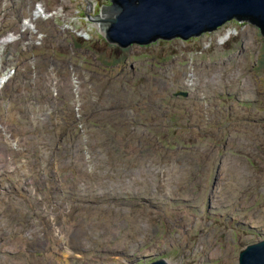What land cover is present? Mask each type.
Instances as JSON below:
<instances>
[{
  "label": "rangeland",
  "instance_id": "obj_1",
  "mask_svg": "<svg viewBox=\"0 0 264 264\" xmlns=\"http://www.w3.org/2000/svg\"><path fill=\"white\" fill-rule=\"evenodd\" d=\"M19 1L16 12L0 6L4 23H11L9 13L17 15L14 23L27 22L31 11L22 5L32 0ZM98 2L100 10L111 0ZM82 12L86 17L88 11ZM248 22L233 19L189 39L158 38L121 52L96 28L89 40L62 30L59 19L38 23L47 37L37 50V85L1 105L10 112L37 101L50 89L43 84L48 67L58 61L63 63L53 78L63 85L64 103L68 84L74 86V77L81 81L85 98H69L75 134L53 154L51 168L59 171L50 178L42 174L51 184L65 178L74 185L65 198L50 185L29 196L24 184L41 173L29 163L4 165L18 178H11L17 197L0 187V264H147L158 258L238 264L240 251L264 238V36ZM233 26L236 31L226 33ZM205 40V52L195 53ZM68 58L73 69L65 71ZM82 132L91 163L110 173L97 169L96 178L116 189H94V166L85 167L80 154ZM30 145L28 154L36 150ZM229 157L246 169L224 171ZM23 169L29 170L26 180ZM70 232L78 240L68 239ZM128 255H134L131 261Z\"/></svg>",
  "mask_w": 264,
  "mask_h": 264
},
{
  "label": "bare ground",
  "instance_id": "obj_2",
  "mask_svg": "<svg viewBox=\"0 0 264 264\" xmlns=\"http://www.w3.org/2000/svg\"><path fill=\"white\" fill-rule=\"evenodd\" d=\"M20 4L21 2L19 0H0V6L9 9V11L10 9H14L15 12L19 11ZM98 5H99L98 0H65L64 2H61L58 5L54 4L51 0H32L28 4L22 5L23 11L27 9L31 11V14L27 22L14 23L17 19V15H11L9 13V17H10L9 21L11 23H14V25L18 26L16 31H14V28L11 23H4L6 16L3 14L0 7V29H4L5 26L7 27V30H3V32L0 34V149H1L0 173L2 174L1 175L2 181L0 180V187H3V189L9 193L10 198L17 197V194L13 192V188H11V186H13V183L11 182V178H18V176L17 175L13 176L9 174V172L5 170L4 165H7V163L15 164L17 161L19 162L20 165L29 163L31 164V166L28 169L35 170L41 173V174L33 175L30 182H26L24 184V186L27 188L26 191L23 190L26 195L33 196L32 194L35 191H40L38 189H41V186H49V185L54 187L55 190L57 191L61 189L63 193L62 197L64 198L72 193V189L70 186L74 184L66 183L65 178H60L57 182L51 184L50 180L44 179L42 177V174L50 178L53 172L59 171V169L51 168L54 164L53 162L55 159L53 154L59 151L62 145L75 134V132L71 131V127L69 126L70 124L73 123V121H70L69 119V110H72V107L75 104H72L69 98L72 97L73 100H76V103L79 102L82 98H85L80 93L81 81H79L76 77H74L73 78V80L75 81L74 86L68 84L69 85L68 98L64 103L61 96V87L63 85L60 84L58 86L57 82L53 78V76L56 75V72L58 70V65L61 66V63H63L62 61H58L52 63L48 67L47 78L43 84L50 85V89H48L45 93L39 95V99L37 101L34 99L31 101L22 102L17 107H12L10 112H8L10 106L4 109V107L1 105V102L3 99L14 98L17 94L26 93L32 87L37 85L36 84V79L38 74L37 64L39 61V53L37 52V50L40 49L41 46L43 47L45 39L47 37V33L42 29H40L38 23H49L53 20L59 19L63 23L62 30L64 31L72 30L73 32H76L81 37H83L82 39L85 38L92 40L93 28H96L99 33L100 31H102L101 26L100 25L98 26L97 24L100 22L94 21L96 15H99V17L102 16V11H101L102 6L99 10ZM73 9H75L76 11L73 12L72 11ZM84 9L85 11L86 10L88 11L86 17L82 16L83 13L82 10ZM231 21L225 24H228ZM235 31L236 29L234 26L228 27L226 33L230 35ZM209 43L210 41L207 42L205 40L203 47L201 48L200 46L199 49L195 51V53L198 51L205 52L206 50L205 48H207ZM68 65H70L71 68L73 69V66L69 58L66 61V63L64 62V65H62L65 71L68 70ZM43 87L46 88V86ZM54 97H56V99H54ZM44 109H47V114L45 113ZM58 124H62L60 129L56 128ZM49 130H51L52 132H49ZM83 132L79 137V140L82 143V149L80 154H82L83 159L86 162L85 167H92L94 165L90 161L89 147L87 144L89 139L86 137V135ZM55 139H56V143L52 141ZM85 143L86 146L84 147L83 144ZM29 144H32L29 146V151H34L36 149L32 154H28L27 151V147ZM250 146L253 147L251 144H249L248 147ZM2 148H6L10 150L12 153ZM5 151L8 153L7 156L5 155ZM14 155H16V157ZM186 159L188 160L189 158ZM240 163L241 162L238 158H236V160L233 161L229 157L224 161V165H225V167H223L224 171H228L232 166L234 168H238L241 166ZM102 165L104 164L102 163ZM100 167L101 165L99 164L98 166H94L92 169H90L93 173L92 177L94 178L93 181L94 189L99 191L103 189L115 188V186L111 185L106 180L96 178V175L98 173L97 169L100 170L99 171L100 173H104V174L109 173L107 170H101ZM241 168L246 169L245 166H241ZM28 169H23L22 171L23 180H26L28 178V174H29ZM57 175L61 177L60 173H58ZM87 184L90 185L89 182H87ZM97 184L101 186L99 187ZM55 185L58 186L56 187ZM76 188L75 191L77 192ZM83 189L85 190L86 186H83ZM49 193L52 194L51 197L57 198L54 195L55 193L54 190L49 191ZM214 195L217 197L216 192L214 193ZM56 201L57 200H54V202ZM212 212H214V210ZM105 221L107 222V220ZM68 234H69V236L67 237L68 239L78 240L77 237L75 236L76 234L74 235L71 232ZM59 235L63 237L64 233L63 235L62 233ZM127 257H130V261H131L134 255H128ZM127 263L128 261L122 262V264H127Z\"/></svg>",
  "mask_w": 264,
  "mask_h": 264
},
{
  "label": "water",
  "instance_id": "obj_3",
  "mask_svg": "<svg viewBox=\"0 0 264 264\" xmlns=\"http://www.w3.org/2000/svg\"><path fill=\"white\" fill-rule=\"evenodd\" d=\"M105 39L121 48L158 38L189 39L236 19L257 25L264 36V0H111L101 8ZM148 264H172L160 258ZM238 264H264V238L246 245Z\"/></svg>",
  "mask_w": 264,
  "mask_h": 264
},
{
  "label": "trees",
  "instance_id": "obj_4",
  "mask_svg": "<svg viewBox=\"0 0 264 264\" xmlns=\"http://www.w3.org/2000/svg\"><path fill=\"white\" fill-rule=\"evenodd\" d=\"M247 21V20H246ZM81 40V39H80ZM81 41H83V40H81ZM84 42V41H83ZM108 42V41H107ZM77 44H79L78 42H77ZM111 44V43H110ZM116 50L117 51H119V52H121V51H124V48H121V47H119V46H117L116 45Z\"/></svg>",
  "mask_w": 264,
  "mask_h": 264
}]
</instances>
